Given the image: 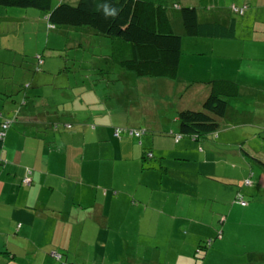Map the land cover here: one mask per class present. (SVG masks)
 <instances>
[{
  "label": "crops",
  "instance_id": "obj_1",
  "mask_svg": "<svg viewBox=\"0 0 264 264\" xmlns=\"http://www.w3.org/2000/svg\"><path fill=\"white\" fill-rule=\"evenodd\" d=\"M259 2L238 0L229 8L246 6L243 18L252 9L251 3ZM210 3L204 2V8ZM231 14L230 9L213 7L199 21L228 26L235 17ZM251 25L237 27L236 24L233 39L194 42L192 54H185L188 58L183 54L180 59L177 81L160 78L158 82L159 101L165 104L162 108L167 113L163 116H157V111L151 115L136 100L126 107L102 106V101L92 100L91 94L87 96L85 84L78 88L80 95L73 92L70 102H54L44 92V81L55 76L53 71L35 76L22 93H19L24 86L21 79L13 74L2 76L0 123L2 119L13 121L0 144V246L3 243L0 264H61L62 261L74 264L75 253L80 248L82 256L88 258L85 264H103L100 259L104 254L99 257L87 253V243L117 242L126 251L135 240L158 245L156 228L168 223L173 232L166 239L169 243H161H167L171 249L160 257L163 252L152 247L142 258L145 264H161L166 256H172L174 264H200L196 252L182 249L190 242L191 235L212 234L202 232L208 226L198 220L199 196L203 195L207 181L220 185L221 189L214 195L234 192L235 203L238 191L247 196L254 191L264 193V138L260 137L263 129L255 118L257 111L252 109L247 116L245 110L233 108L230 102L218 131L199 142L178 137L177 114L183 109H199L209 92L206 84L211 80L238 83L240 91L236 99L242 94V84H264L261 71L264 59L249 55L248 61L239 66V52L244 55L246 46L264 43V37H256L264 29ZM3 32V35L9 33ZM8 43H0L2 67L8 61L1 53L7 49L1 46ZM40 65H45L43 60L39 68ZM185 65L191 70H184ZM184 72L190 75L187 77ZM209 73L211 77L204 76ZM31 99L33 107H29ZM77 102H80L77 109L70 107ZM64 118L71 121L60 123ZM116 129L145 134L135 138L124 132L117 139L113 136ZM67 130L74 132L66 134ZM148 152L152 156L145 159ZM230 161L237 163V167L231 168ZM28 170L31 185L24 187L21 181ZM247 172L251 186L240 187V182L248 179ZM232 184H238L237 190ZM219 199L218 196L216 200ZM210 200L214 202L212 197ZM243 201L246 204L243 208L249 210L257 205H248L244 197ZM220 224L223 225L221 221ZM221 238L220 230L215 239ZM171 243L178 245L174 248ZM59 250H64L61 259L54 253ZM114 253L113 262L118 264L119 254ZM209 253H204V261Z\"/></svg>",
  "mask_w": 264,
  "mask_h": 264
},
{
  "label": "rangeland",
  "instance_id": "obj_2",
  "mask_svg": "<svg viewBox=\"0 0 264 264\" xmlns=\"http://www.w3.org/2000/svg\"><path fill=\"white\" fill-rule=\"evenodd\" d=\"M77 1L78 0H54V4L56 5L60 2H64L69 5H75ZM170 1L172 3L173 1L180 3L181 6L195 7L198 10L200 19L203 13L210 12L213 7H223L229 10L231 3H236L238 0ZM204 2H211V5L204 8ZM259 3L260 4L251 3L253 7L245 17L241 18L240 15H236L238 19L237 27H246L253 24L251 26L261 28L262 30L264 29V0H260ZM215 12L219 13L220 11ZM169 15L174 23L177 21L175 24L176 32L180 33V31H177L180 22L177 12L172 13L170 10ZM48 28L46 15L39 10L0 6V30H2L0 32V43H8V39H11L8 45L1 46L7 49L6 51H1V53L5 55L4 59L8 61V65L4 67L0 65V85L3 84V80L1 79L2 76L13 74L16 79H21L22 85L25 86L29 85L31 79L35 76H45L48 71H53L55 72V76L52 79L44 81V92L47 96L49 95L54 102L57 101L63 104L70 102L73 97V92L75 91L80 95L78 88L85 84L87 87V96L91 94L90 98H92V100L95 98L96 101H102V106L116 105L117 108L121 106L126 107L132 104L133 100H136L139 106L142 104L143 108H148L151 115L155 111L158 112L157 116L167 115L162 108L165 104L161 105L159 101L160 90H158V82L162 79L139 78L133 75V73L124 71L118 65L117 59H119V57L123 58L125 55L120 56L121 54L115 39L95 35L86 30V28L60 26L51 31H49ZM3 31L9 33L3 35ZM243 36L249 37V35ZM256 37L262 38L264 37V33ZM195 41L202 42L200 39H183V57L185 56V58H188L185 54H192L191 49ZM200 47L202 50L205 48L203 45ZM237 50L239 52V48H237ZM37 55H41L45 63L39 73L35 72L36 59L38 60V58H40L37 57ZM244 55H241L240 52L238 54L239 66L241 63H246L248 61L249 55L264 59V43L256 46H246ZM18 64H20V68L17 67ZM22 64L25 66L21 67ZM184 70L190 71L191 68L189 65H185ZM261 71L264 72V69L261 68ZM99 72H102V76H100ZM185 75L188 77L190 74L185 73ZM204 76L211 77V73ZM75 84H78V87H76ZM242 85L243 91L240 98L230 100L229 103L231 102L233 108L245 110L247 116H249V112H251L252 109L257 111L255 118L263 129L260 137L264 138V98L260 100L264 95V84H250L246 82ZM24 86L19 93H22L24 89H26ZM98 96H100V99ZM86 100H89L88 97H86ZM32 104H34V102L31 99L29 107H31ZM79 104L80 102H77L70 105V107L77 109ZM167 104L169 103L167 102ZM65 107V110H67L68 107ZM60 109H62L61 106ZM70 121L71 118H64L60 123L64 124V122ZM71 125L74 127L73 123H71ZM76 129L77 128H75L74 131ZM74 131L67 130L65 133L73 134ZM229 165L231 168H236L238 164L230 161ZM254 167L257 169L259 165L254 164ZM248 174L249 172H247L246 177H248ZM241 180H243V177ZM246 180L251 182L249 177ZM243 181L240 182V187L244 184ZM206 184L203 195H200L198 200V220L200 223H205L208 226L202 229V232L207 233L210 231L212 234H209V236L204 234H190V242L182 247V249L193 250V253L196 252V258L199 259L197 261L201 262L200 264H264V193L254 191V194L250 196H247L245 193L244 195L242 194L244 200L249 202L248 205L257 204L254 210H249L247 207H241L238 202H234V192H224L214 195L217 190L221 189V187H218L220 185L210 181H207ZM232 185L234 189L237 190L238 184ZM199 189H203V185L200 184V181ZM218 196L220 199L216 200ZM211 197L214 200L213 203L210 200ZM224 200H228V202H224ZM182 202L186 203L187 201L182 199ZM202 207H204L203 214L201 213ZM220 221L223 225L220 224ZM168 224H165L161 228L159 226L156 228L155 237L159 240L158 242H160L158 245L145 240H135L126 251L120 243L113 242L107 244L105 242L96 241L95 243H87L85 251L87 253H94V256L97 255L99 257L104 254L100 259L103 264H114V251H117L119 254L118 264H145L142 258L147 255L146 253L151 251L152 247L156 246L160 250V253L163 252L160 257L165 254L164 251L171 249L166 239L169 234H172L173 228L168 226ZM220 230L222 231V238L217 240L215 237ZM185 232L186 231L183 230V233ZM136 233L138 232L136 231ZM209 240H213L211 246L203 250L204 248L201 247H205ZM171 244L174 248L178 245V243ZM2 245L3 243L0 247H2ZM196 248L201 249V252L197 253ZM61 251L64 250L53 252L62 254ZM209 251L210 253L204 261V253ZM82 254L83 252L80 248L78 252L75 253L76 261H73L74 264H85V261H88V258H84ZM51 257L56 260L55 257ZM172 259V256H166L163 259L164 263L162 262L161 264H174L175 260ZM59 262H61V260ZM61 264L66 263L62 261Z\"/></svg>",
  "mask_w": 264,
  "mask_h": 264
},
{
  "label": "trees",
  "instance_id": "obj_3",
  "mask_svg": "<svg viewBox=\"0 0 264 264\" xmlns=\"http://www.w3.org/2000/svg\"><path fill=\"white\" fill-rule=\"evenodd\" d=\"M0 6L32 8L43 12L49 31L60 26L86 28L95 35L115 39L120 56L125 55L117 59L124 71L139 78H164L173 82L178 79L184 38L226 41L235 37L238 23L237 14L234 13L235 17L231 18L228 26L217 22H201L195 7L181 6L170 0H78L75 5L64 2L55 5L54 0H0ZM112 8L118 10L115 15L111 12ZM170 10L178 14L180 22L177 31L180 33L176 32L177 21L174 23L171 20ZM42 60L41 55L36 59V73L39 70L41 72L39 62L42 63ZM99 74L102 76V72ZM206 85L209 92L199 109L178 112L179 137L186 136L200 142L214 135L227 113L229 101L235 100L240 91V85L230 80L215 79ZM28 87L25 86L26 89ZM11 123L10 120L2 119L0 130L2 125H7L3 130L4 136ZM116 131H119L117 135ZM124 132L113 130V136L119 139ZM125 133L135 138L145 134L137 136L133 131ZM145 154V159L152 156L150 152ZM236 195L243 197L239 191ZM209 241L205 247H201L203 250L209 247ZM200 252L201 249H197V253ZM56 255L62 258V254Z\"/></svg>",
  "mask_w": 264,
  "mask_h": 264
},
{
  "label": "built area",
  "instance_id": "obj_4",
  "mask_svg": "<svg viewBox=\"0 0 264 264\" xmlns=\"http://www.w3.org/2000/svg\"><path fill=\"white\" fill-rule=\"evenodd\" d=\"M245 9H246V6H241V7H237V6H231L230 7V10H231V12L232 13H234V14H237V15H242L243 13H244V11H245ZM39 63H41V62H39ZM7 127V125H2V127H1V130H0V139L4 136V132H3V130L5 129ZM116 133V135L119 133V131H116L115 132ZM143 133V131H141V132H134V134H136L137 136H138V134H142ZM30 176H31V171H27L26 172V175H25V177L23 178V180L21 181V185L22 186H24V187H28V186H30L31 185V178H30ZM244 184H245V186H249L251 183L247 180V181H245L244 182ZM237 202L240 204V206H242V207H244L246 204H245V202L243 201V199H242V197L239 195V196H237Z\"/></svg>",
  "mask_w": 264,
  "mask_h": 264
},
{
  "label": "clouds",
  "instance_id": "obj_5",
  "mask_svg": "<svg viewBox=\"0 0 264 264\" xmlns=\"http://www.w3.org/2000/svg\"><path fill=\"white\" fill-rule=\"evenodd\" d=\"M117 11H118V10H116L115 8H112V9H111V12H112L113 15H115V14L117 13ZM178 137H179V136H178ZM249 186H251V184H250ZM242 199H243V197H242ZM59 258H60V257H59Z\"/></svg>",
  "mask_w": 264,
  "mask_h": 264
}]
</instances>
